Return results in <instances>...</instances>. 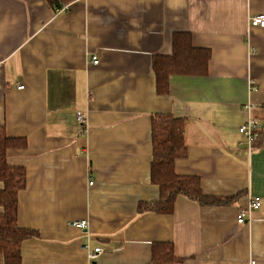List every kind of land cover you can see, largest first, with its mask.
Listing matches in <instances>:
<instances>
[{
    "label": "crops",
    "instance_id": "crops-1",
    "mask_svg": "<svg viewBox=\"0 0 264 264\" xmlns=\"http://www.w3.org/2000/svg\"><path fill=\"white\" fill-rule=\"evenodd\" d=\"M66 5L57 13L46 0H0V126L26 142L7 163L25 170L17 226L37 234L21 243L20 264H88L85 246L103 249L100 264H151L157 242L182 264H264V134L249 148L238 133L248 120L264 126V28L248 21L264 16V0ZM177 32L210 51L207 73L171 75L158 95L152 58L171 54ZM156 113L185 119L175 173L228 203L179 196L170 214L137 213L159 198ZM255 197L261 206L249 210ZM79 221L87 227L71 225Z\"/></svg>",
    "mask_w": 264,
    "mask_h": 264
},
{
    "label": "trees",
    "instance_id": "trees-1",
    "mask_svg": "<svg viewBox=\"0 0 264 264\" xmlns=\"http://www.w3.org/2000/svg\"><path fill=\"white\" fill-rule=\"evenodd\" d=\"M74 0H46L50 7L57 10L62 5ZM171 54L155 55L152 58V69L155 76V90L158 95L168 93L171 75L202 76L207 73L210 51L194 47L191 34L177 32L172 36ZM151 149L150 181L157 185L159 198L153 202H140L138 214H170L177 197H185L199 205H223L232 198H215L202 193L199 179L195 176L177 175L174 170L175 160L184 153L185 119L171 114L156 113L150 116ZM262 125V124H261ZM264 134V126L257 132L251 144L254 148ZM23 138L8 137L4 127L0 126V259L3 264H20L21 243L37 234L17 226L18 192L25 187V170L22 167L10 166L7 153L12 149H24ZM151 264H182L168 242H157L152 245Z\"/></svg>",
    "mask_w": 264,
    "mask_h": 264
},
{
    "label": "built area",
    "instance_id": "built-area-1",
    "mask_svg": "<svg viewBox=\"0 0 264 264\" xmlns=\"http://www.w3.org/2000/svg\"><path fill=\"white\" fill-rule=\"evenodd\" d=\"M67 5H62L60 8L55 10L57 13L66 10ZM249 25L251 27H259V28H264V16L262 15H253L250 16L249 19ZM90 61L92 64L96 65L98 64V59L96 56H91ZM23 86H19L18 89H22ZM83 115L80 112H77L75 114V119L78 123L83 122ZM262 128V125L260 122L257 120H248L247 122L241 124L238 127V133L242 136L244 139V142L249 146L253 143L257 136V132ZM92 183H89L91 185ZM261 206V198L255 197L249 202L248 209L249 210H258ZM245 215L243 212L239 213L237 216V222L243 223L245 220ZM72 226L78 227V228H83L85 229L87 227V222L86 221H79V222H72ZM87 250V261L88 264H100L99 262V256L103 252L102 248L95 247L93 249H88L87 246L84 247Z\"/></svg>",
    "mask_w": 264,
    "mask_h": 264
}]
</instances>
